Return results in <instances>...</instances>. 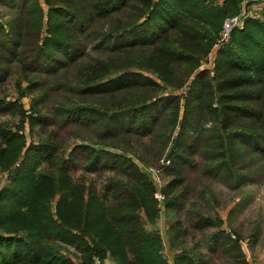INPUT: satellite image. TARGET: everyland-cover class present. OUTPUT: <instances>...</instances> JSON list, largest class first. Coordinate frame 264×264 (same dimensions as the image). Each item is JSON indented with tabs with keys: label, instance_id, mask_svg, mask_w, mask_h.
I'll return each mask as SVG.
<instances>
[{
	"label": "trees",
	"instance_id": "16d2710c",
	"mask_svg": "<svg viewBox=\"0 0 264 264\" xmlns=\"http://www.w3.org/2000/svg\"><path fill=\"white\" fill-rule=\"evenodd\" d=\"M244 3L254 2L0 0L27 24L22 46L20 18L9 22L6 34L0 25V85L9 74L6 61L18 58L21 47L24 76L76 65L74 80L64 85L80 99L62 107L64 121L94 128L100 139L118 143L109 147L129 153L112 152L102 140L103 149L77 145L62 152L51 140L27 144L26 129L41 117L27 118L20 99H0L3 112L20 117L17 124H0V174L8 173L10 182L0 190V264H170L160 233L147 229L160 213L157 185L133 155L149 139L159 146L157 159L165 155L174 167L192 164L205 140L207 173L232 180L243 179L249 151L264 158V12L235 26L231 44L207 66L225 22L238 18ZM79 33L110 43L107 57L77 64ZM43 83H30L26 91L46 92ZM78 157L88 172H104L110 162V170L127 179H110L100 189L89 179L75 182ZM176 182L161 190L168 209L177 206L169 197ZM231 248L244 259L236 242ZM172 264L208 263L184 250Z\"/></svg>",
	"mask_w": 264,
	"mask_h": 264
},
{
	"label": "rangeland",
	"instance_id": "374dc122",
	"mask_svg": "<svg viewBox=\"0 0 264 264\" xmlns=\"http://www.w3.org/2000/svg\"><path fill=\"white\" fill-rule=\"evenodd\" d=\"M24 17L17 9H10L0 4V25L5 28V34L9 31V22L21 19L23 23L21 46L24 45L27 30ZM110 24L111 21L106 24L105 29L108 30ZM78 35L83 39V45L82 55L78 58L77 64L94 61L97 57H107L110 43L103 45L100 44V40L86 39L80 33ZM22 50V47L19 48L18 58L14 57L13 60L6 61L9 74L0 85V99L9 102L20 99L24 109L29 111L26 113L27 118L41 117L40 123L32 127V130L26 129L27 144L51 140L59 152L66 149L68 151L77 145H91L103 149V145H99L101 140L107 141L106 146L110 145V142L118 144L113 140L100 139L99 131L94 128H86L70 120L64 121L62 107H69L80 99L68 85H64L65 81L74 80L76 65L61 69L55 75L29 73L24 76L19 70L20 61L26 62L21 60ZM211 64L213 60L208 66ZM36 81H44L41 85L46 92L42 91L43 88L34 89L32 92L26 91L30 83ZM51 84L63 85V87L58 90L52 89ZM22 93H26V96L22 97ZM96 99L98 100V97ZM97 100L94 101L95 104H98ZM34 106L40 110V114L35 111ZM19 120L20 117L8 111L3 112L0 108V124L13 125ZM141 142L142 145L137 150L138 154L131 156L133 155V160L144 173L148 171L149 178L157 187L161 185L160 189L165 190L169 188L171 181L175 179L178 181L169 194V197L175 198L177 202L175 209H168L165 205L161 208L155 196L160 211L159 217L154 225H147V229L152 228L162 232L159 233L165 243L164 255L168 262L185 250L188 255L199 257L208 264H241L243 260L247 264H260L259 259L264 257V158L259 159L258 155L249 151L240 169L244 173L243 179L232 180L222 174L217 176L207 173L203 154L207 149L205 140L190 157L194 163L179 164L177 167L172 166L171 163L164 164L163 161L167 160L165 155L157 159L159 146L154 145L149 139ZM106 149L120 155H129L117 148L108 146ZM149 149L151 151L148 153ZM135 157L145 158L150 163L149 167H145ZM77 159L79 170L72 174L75 182H80L82 178L89 179L100 189L110 179H127V175L121 170H110V162L104 172L97 173L100 167H95L96 172L91 173L87 171L84 160L80 157ZM9 183V174L1 173L0 190ZM207 219L212 221V224H207ZM217 233L223 235L215 237ZM235 242L244 252V259L240 258L237 252L227 250H232L231 247Z\"/></svg>",
	"mask_w": 264,
	"mask_h": 264
},
{
	"label": "built area",
	"instance_id": "2783aa9c",
	"mask_svg": "<svg viewBox=\"0 0 264 264\" xmlns=\"http://www.w3.org/2000/svg\"><path fill=\"white\" fill-rule=\"evenodd\" d=\"M219 3H222L224 0H217ZM250 1L254 2V3H258L257 4V10L258 12L261 14L262 12H264V0H249V3ZM246 3H244L245 5ZM246 15H247V11L244 10L243 8V11L242 13L239 15L238 18H235L234 20L232 19H228L224 26H223V29L221 30L220 34H219V37L213 47V51H212V55H211V60L213 58V56L215 55V53L221 49V48H224L228 45L231 44V41H232V30L235 26L237 27H242L243 26V21L245 20L246 18ZM211 63V62H210ZM208 66V65H207ZM164 164H167L169 165L170 164V161L169 160H165L163 161ZM160 184V183H159ZM160 186L161 185H158V191L156 192V199H158L159 201V206L161 208L164 207L165 205V196L162 194L161 192V189H160ZM96 264H101L100 260H97L96 261Z\"/></svg>",
	"mask_w": 264,
	"mask_h": 264
},
{
	"label": "crops",
	"instance_id": "0c3cea01",
	"mask_svg": "<svg viewBox=\"0 0 264 264\" xmlns=\"http://www.w3.org/2000/svg\"><path fill=\"white\" fill-rule=\"evenodd\" d=\"M257 4L258 3H251V4H245L244 6V10L247 11V15H246V18H256V17H260V13L258 12L257 10ZM150 228V227H149ZM152 229V228H151ZM149 229V230H151ZM159 232H161L159 230ZM162 234V232H161ZM165 244V243H164ZM167 251V250H166ZM174 259V258H173ZM173 259L171 260V262L169 261L170 264H172L173 262ZM259 263L260 264H264V257L259 259Z\"/></svg>",
	"mask_w": 264,
	"mask_h": 264
}]
</instances>
